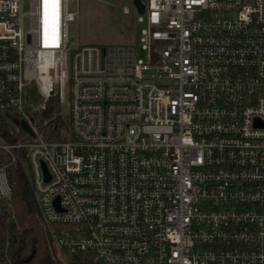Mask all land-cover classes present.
Wrapping results in <instances>:
<instances>
[{
  "label": "built area",
  "instance_id": "1",
  "mask_svg": "<svg viewBox=\"0 0 264 264\" xmlns=\"http://www.w3.org/2000/svg\"><path fill=\"white\" fill-rule=\"evenodd\" d=\"M70 1L0 0V109L34 133L1 147L25 149L54 244L69 264H264V0H142L146 59L72 52ZM32 92L67 105L68 147L43 143Z\"/></svg>",
  "mask_w": 264,
  "mask_h": 264
},
{
  "label": "trees",
  "instance_id": "2",
  "mask_svg": "<svg viewBox=\"0 0 264 264\" xmlns=\"http://www.w3.org/2000/svg\"><path fill=\"white\" fill-rule=\"evenodd\" d=\"M38 99V95L32 92L30 101ZM40 101V106L43 107L39 109L25 105L33 126L36 129L39 126H42L43 130L49 129V134L45 135L44 139L66 140L64 131L69 127V113H63L55 97L44 105L43 100ZM22 120L16 110H0V166H7L13 186L10 200L0 199V264H64V261L69 264L65 249L54 244L53 233L42 216L25 149L17 150V160L12 161L9 153L1 147L2 144H11L15 140L24 141L34 137L22 127ZM44 120H48V124L44 125ZM30 127L32 128V124ZM67 251L66 248V253Z\"/></svg>",
  "mask_w": 264,
  "mask_h": 264
},
{
  "label": "rangeland",
  "instance_id": "3",
  "mask_svg": "<svg viewBox=\"0 0 264 264\" xmlns=\"http://www.w3.org/2000/svg\"><path fill=\"white\" fill-rule=\"evenodd\" d=\"M125 8L129 9L128 13H125ZM26 9H28V5ZM70 11L74 14V20L69 21V39L72 52H74V48L85 44H133L136 48V56L143 59L147 58V52L143 49L140 40L144 24L137 21L138 12L132 0H71ZM38 97L39 99L34 102L28 101L29 106L41 108L42 102L40 100L42 98L39 95ZM59 104L63 113L68 112L66 104L60 102ZM2 112L7 111L4 109ZM48 122V120H44L43 124L46 125ZM37 129L44 144L58 145V142H66L65 147H68L74 141V138L69 134V128L64 131V139L66 140L59 139L62 141L44 139V136L49 134V129L43 130L42 126ZM16 143H18L17 140L11 142V144ZM49 175L51 178L50 173ZM0 199L3 198L0 197Z\"/></svg>",
  "mask_w": 264,
  "mask_h": 264
},
{
  "label": "water",
  "instance_id": "4",
  "mask_svg": "<svg viewBox=\"0 0 264 264\" xmlns=\"http://www.w3.org/2000/svg\"><path fill=\"white\" fill-rule=\"evenodd\" d=\"M132 1H133L134 5L136 7L137 12L139 14H144L145 13V4L143 3V1L142 0H132ZM20 123H21L22 127L27 132H29L32 135L34 134L32 129H31V127H30V125L28 124V122L26 120L23 119L22 121H20ZM42 166H43V169L45 170V173H46V179H49L50 175H49V173L47 171L46 165L43 163Z\"/></svg>",
  "mask_w": 264,
  "mask_h": 264
},
{
  "label": "snow or ice",
  "instance_id": "5",
  "mask_svg": "<svg viewBox=\"0 0 264 264\" xmlns=\"http://www.w3.org/2000/svg\"><path fill=\"white\" fill-rule=\"evenodd\" d=\"M45 2H48V0H45ZM52 2H58V0H52Z\"/></svg>",
  "mask_w": 264,
  "mask_h": 264
},
{
  "label": "bare ground",
  "instance_id": "6",
  "mask_svg": "<svg viewBox=\"0 0 264 264\" xmlns=\"http://www.w3.org/2000/svg\"><path fill=\"white\" fill-rule=\"evenodd\" d=\"M45 23H46V20H45Z\"/></svg>",
  "mask_w": 264,
  "mask_h": 264
}]
</instances>
